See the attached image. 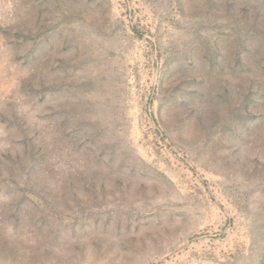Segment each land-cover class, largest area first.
Returning <instances> with one entry per match:
<instances>
[{"label":"rangeland","instance_id":"374dc122","mask_svg":"<svg viewBox=\"0 0 264 264\" xmlns=\"http://www.w3.org/2000/svg\"><path fill=\"white\" fill-rule=\"evenodd\" d=\"M0 264H264V0H0Z\"/></svg>","mask_w":264,"mask_h":264}]
</instances>
